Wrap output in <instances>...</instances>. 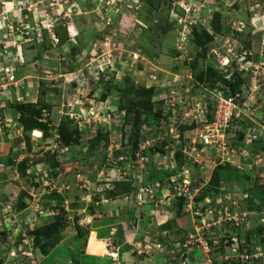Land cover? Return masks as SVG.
Wrapping results in <instances>:
<instances>
[{
    "label": "rangeland",
    "instance_id": "1",
    "mask_svg": "<svg viewBox=\"0 0 264 264\" xmlns=\"http://www.w3.org/2000/svg\"><path fill=\"white\" fill-rule=\"evenodd\" d=\"M217 82L256 108L243 156L189 152ZM0 85V264L22 234L41 264L70 234L68 264L264 256V0H0Z\"/></svg>",
    "mask_w": 264,
    "mask_h": 264
},
{
    "label": "built area",
    "instance_id": "2",
    "mask_svg": "<svg viewBox=\"0 0 264 264\" xmlns=\"http://www.w3.org/2000/svg\"><path fill=\"white\" fill-rule=\"evenodd\" d=\"M228 46L231 47L230 44H228ZM224 53L227 56L224 55ZM231 53L232 48L228 49L227 53L225 51H220L219 49L213 52L214 61L219 64L220 69L226 71L227 73L229 69L233 70L231 68V60L234 57V53H232V55ZM6 73L8 72L6 71ZM232 73L224 74V80L231 81ZM11 77H8L9 81H11ZM0 87L5 89V86L3 85H0ZM211 90L210 92L207 90V92L210 93L209 96L213 102L211 110H209L207 103H199L197 107L193 108L197 113L196 120L200 122L201 126L200 128H194L193 135L191 136V146L189 147L191 151L189 152H192V154H197L198 151L212 149L218 156L222 157V159H226L227 157L232 156L230 152L235 151V148L230 146L231 138L235 135V133L239 134L242 132L243 145L239 146V149L237 150L240 151L241 156L245 155V150L248 149L250 145V142L248 141L250 132L246 133V131L241 130L242 125H240V123L244 120L241 115H243L246 119H251L249 115H251V113L253 114V112H256V108L253 107V104H247L245 102L242 89H237L236 91L232 92L229 86L217 82V84ZM261 99V101H264V96ZM197 109L200 111H197ZM257 125L263 127V117L260 116ZM246 143H248V145ZM243 148H245V150H243ZM243 152L244 154H242ZM203 235L204 234H198L199 237L197 238V241H195V243H198L196 248H200L205 253L211 252V246L209 245L206 237ZM193 237L190 236V238ZM21 241L22 244L18 245L17 247L14 246L11 251H17L18 255L16 257L19 256L21 258V260H19V264H41L40 259L37 258L38 255H36V253L33 251L31 246L32 244H29L30 242L25 234H22ZM12 245H14L13 242ZM106 245L109 247L111 245L110 241H107ZM110 248L112 251V258L117 259L120 247L115 245L111 246ZM246 251L247 250H244L243 252ZM243 252L239 253L238 256L235 257V259L240 257V259H237L240 264H264V256L262 254H249ZM229 258L230 257H225V260L229 261ZM199 264L215 263L211 258L208 257L205 261H202Z\"/></svg>",
    "mask_w": 264,
    "mask_h": 264
},
{
    "label": "crops",
    "instance_id": "3",
    "mask_svg": "<svg viewBox=\"0 0 264 264\" xmlns=\"http://www.w3.org/2000/svg\"><path fill=\"white\" fill-rule=\"evenodd\" d=\"M114 202H120V201H113L111 204H114ZM107 226V225H106ZM127 227H129V225H127ZM101 228H105V226L104 227H99V229H101ZM102 231H104V230H102ZM132 232V231H131ZM139 231L137 230V231H133L132 233H133V237L134 236H137L139 233H138ZM124 233H127L126 232V230H124L123 231V234ZM138 233V234H137ZM101 235H105V233H101ZM140 236V235H139ZM146 236V235H145ZM73 236L70 234V236H67V235H64V237L62 238V240L60 241V243L53 249V251H51L48 255H46V256H43L44 257V260H46V259H48L50 262H52L53 264H62L64 261H66V263L68 264L69 263V258H66V260L62 257V255H61V251L63 250V249H65V248H68V250L69 251H74L75 249V247L76 246H79V244H76L77 243V241L78 240H74L73 238H72ZM106 237V236H105ZM108 237H111V236H108ZM144 239H146L147 240V237L146 238H144ZM102 242H100V244H101ZM118 243V242H117ZM104 244V243H103ZM101 246H103V245H101ZM88 247H86V253H81L80 254V257H82V263L81 264H86L87 263V260L88 259H90V258H92V259H105V257L107 258V264H114V259H110V257H108V255H107V253L105 252V254H103V257H98L97 255H95V253L93 254V255H89V252H88ZM121 250H122V248H121ZM134 250V248L133 249H131V252ZM77 252H79L78 250H77ZM63 259V260H62ZM84 260H86V262H84ZM158 260H162V257L161 258H159ZM60 261H62V263H60ZM111 262V263H110ZM79 264H80V262H79ZM90 264H93V263H90ZM103 264H106V263H103Z\"/></svg>",
    "mask_w": 264,
    "mask_h": 264
},
{
    "label": "clouds",
    "instance_id": "4",
    "mask_svg": "<svg viewBox=\"0 0 264 264\" xmlns=\"http://www.w3.org/2000/svg\"><path fill=\"white\" fill-rule=\"evenodd\" d=\"M109 238H111V237H106L105 238V243L104 244H106L107 243V241H110V243L112 244V242H111V240L109 239ZM116 244V243H115ZM107 246V245H106ZM115 246V245H114ZM116 246H119V245H116ZM120 248H121V246H119ZM107 248H109V247H107ZM111 249V248H110ZM120 250V249H119ZM120 252V251H119ZM119 254V253H118ZM112 259H114V258H112ZM114 261H116V259H114Z\"/></svg>",
    "mask_w": 264,
    "mask_h": 264
}]
</instances>
